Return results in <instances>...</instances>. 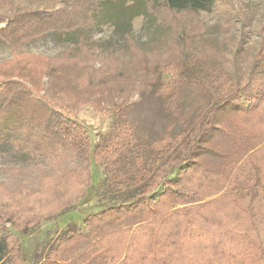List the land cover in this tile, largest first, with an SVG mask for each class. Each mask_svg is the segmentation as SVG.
I'll return each instance as SVG.
<instances>
[{
	"label": "trees",
	"instance_id": "1",
	"mask_svg": "<svg viewBox=\"0 0 264 264\" xmlns=\"http://www.w3.org/2000/svg\"><path fill=\"white\" fill-rule=\"evenodd\" d=\"M38 1L45 6L17 7L0 0V41L13 59H28L31 54L22 53L21 47L47 34L72 40L76 49L85 48L83 34L92 27L96 16L106 9L118 8L126 0ZM140 1L136 11L128 14L138 16L141 10L155 22L162 12L212 13L217 4L216 0ZM56 3L62 6H50ZM126 14L116 12L115 19ZM119 26L124 41L130 42L128 34H124L128 21ZM227 56L235 60L229 66L220 56L204 63L196 54L180 49L178 55L168 59L171 64L166 69L158 67L153 71L155 79L163 73L169 76V82L161 87V96L170 98V107L180 100L179 86L183 82H189L196 93H208L182 133L170 132L152 141L127 129L107 136L92 154L86 132L67 115L81 100L66 89L75 82L72 68L89 67V62L84 64L74 56L40 57L46 63L42 74L47 79L42 95L18 82L4 83L0 89V143H11L29 157L51 160L70 149L86 163L82 183L77 184L78 194L67 201L54 197L57 207L49 202L51 206L44 207L37 201V212L55 208L59 215L84 200L93 186L92 161L103 170L107 194L133 192L130 205L109 207L84 220L88 234L97 241L88 248L86 258L67 264H264V137L242 143L243 148L230 155L219 172L208 168L201 159L204 153L215 154L212 140L220 127L228 129L224 118L232 116V121L251 127L261 122L257 115L264 109V90L260 93L261 89L254 86L264 81V71L245 77L238 70V53ZM61 72L68 76L65 83L60 82ZM134 76L124 77L130 87L125 91L148 93L153 83L138 82L145 78L142 73ZM133 77L137 80L131 81ZM224 155L219 154L226 160ZM173 174L175 179H169ZM158 186L162 192L149 206L145 196ZM16 207L7 198L2 199L0 223L14 216ZM39 224L15 228L25 232ZM108 227L116 229L108 231ZM9 239L5 231L0 233V264H23V256L12 252ZM104 241L106 245H102ZM59 252L62 251H51L45 263L65 262Z\"/></svg>",
	"mask_w": 264,
	"mask_h": 264
},
{
	"label": "rangeland",
	"instance_id": "2",
	"mask_svg": "<svg viewBox=\"0 0 264 264\" xmlns=\"http://www.w3.org/2000/svg\"><path fill=\"white\" fill-rule=\"evenodd\" d=\"M1 1L17 7L41 9L45 6L38 0ZM216 1L212 13L162 12L155 22L141 10L138 16L128 14L136 11L142 3L140 0H126L118 8L106 9L96 16L92 27L83 34L86 47L80 50L74 47L72 40L47 34L21 47L22 53L32 55L28 59H13L0 41V89H3L4 83L11 81L42 95L47 79L42 74L46 63L40 57L74 56L84 64L89 62L91 66L72 68L75 82L66 89L78 95L81 101L67 115L72 123L86 132L90 154L107 136L127 129L152 141L170 132L182 133L202 107L208 93H196L189 82H183L179 86L180 100L170 107V98L161 96V87L169 82V76L163 73L155 79L157 74L153 72L158 67L163 71L165 66L171 64L168 59L178 55L180 49L196 54L204 63L217 56L225 57V66L235 61L227 55L238 53V70L245 77L264 71V0ZM50 6L59 8L62 4ZM119 11L127 14L117 20L115 13ZM127 21L129 26L125 27L124 34H128L130 42L124 41L119 26ZM141 73L145 78L138 79V82L153 83L148 93L142 94L140 90L132 89L125 91L130 87L123 80L124 77ZM59 74L61 83L68 81L66 74ZM134 77L130 80L136 81ZM254 87L263 93L264 81ZM258 99L262 100L260 97ZM257 116L261 122L254 127L232 121V116L224 118L228 129L225 131L220 127V132L212 140L215 154L204 153L201 156L204 164L219 172L220 166L231 158L230 155L243 148L240 147L242 143L246 145L258 136L264 137V109ZM219 154H225L227 159L223 160ZM85 167L81 156L70 149L60 153L58 159L51 160L44 156L29 157L11 143H0V193L7 194L0 195V203L7 198L18 206L14 216L7 215L9 219L5 218L0 223V233L5 231L9 235L12 252L21 253L25 260L23 264H46L50 252L56 249L62 251L59 254L65 259V262L57 264L83 260L93 241H97L88 234L84 220L106 208L130 205L134 201L132 191L119 195L107 194L103 170L92 161L93 186L84 200L59 215L55 213V208L45 213L36 211L39 206L37 201H41L44 207H57L54 197L67 201L65 199L76 196L80 191L77 184L82 183ZM175 177L173 174L169 179ZM161 192V186L151 190L145 196L146 204L152 206ZM36 223L40 224L25 232L15 228H26ZM106 244L107 241L102 242V245Z\"/></svg>",
	"mask_w": 264,
	"mask_h": 264
}]
</instances>
